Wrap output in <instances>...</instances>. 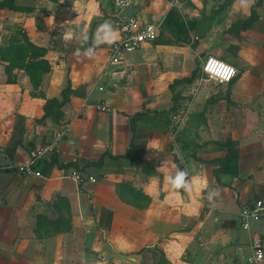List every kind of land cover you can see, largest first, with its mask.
Wrapping results in <instances>:
<instances>
[{
    "label": "crops",
    "instance_id": "1",
    "mask_svg": "<svg viewBox=\"0 0 264 264\" xmlns=\"http://www.w3.org/2000/svg\"><path fill=\"white\" fill-rule=\"evenodd\" d=\"M123 1V9L119 0H15L22 10L0 8V264H250L251 236L262 238L264 250V213L249 230L239 213L264 201V0L248 28L230 30L257 0H232L215 13L206 36L196 38L193 30L189 42H174L162 28L170 7L198 23L224 0ZM129 9L155 24L161 41L110 64L109 47ZM105 23L111 34L101 29ZM21 31L47 50L45 97L61 99L70 82L59 122L44 117V99L32 95L38 90L23 69L7 81L4 46L19 42ZM206 55L235 67L231 82L198 75L171 91L175 79L200 70ZM101 103L110 112L98 110ZM63 124L71 125L70 135L40 162V175L19 172L30 151L49 143ZM230 139L238 141V175H215L219 164L210 161L226 153L216 142ZM131 141L145 142L141 161L113 158ZM74 167L96 181L79 184ZM181 171L186 187L179 190L171 180ZM125 183L149 202L136 207L121 200L117 186ZM55 195L69 201L71 229L38 237L36 216L56 218L48 205Z\"/></svg>",
    "mask_w": 264,
    "mask_h": 264
},
{
    "label": "trees",
    "instance_id": "2",
    "mask_svg": "<svg viewBox=\"0 0 264 264\" xmlns=\"http://www.w3.org/2000/svg\"><path fill=\"white\" fill-rule=\"evenodd\" d=\"M14 1L15 0H2L0 1V8L7 7L13 10H22L21 7L14 4ZM231 1L232 0H224L221 5H217L213 8V12L216 14L220 13L231 3ZM262 2L263 0L255 1L253 3L251 15L245 20L233 24L230 30L236 28H248L255 20H257L258 14L255 7L259 6ZM196 24V19L185 21L181 17L177 7L171 6L162 22V28L171 31L174 37V42H189L191 39V33ZM155 41L159 42L161 39L156 38ZM46 52V48L35 45L29 40L25 31H21V40L19 42L8 43L4 46L3 61L6 64L5 71L7 73V81H14L13 70L15 68L23 69L28 75L33 89L38 90V92H33L32 95L44 99V117H51L55 122H59L63 117V105L69 100L71 86L70 82H68L67 86L61 91V99L56 97H45L44 92L40 90V86L42 84L43 76L51 70V63L46 58ZM198 75L199 67L193 71L191 76L182 79H175L173 83L169 85V88L173 91L179 84L191 83ZM174 99L176 100V96ZM175 109L176 107L173 105L169 110L164 111V113L174 111ZM216 144L225 149L226 153L224 157L210 161L211 163L219 164V167L214 170L215 175H218L219 173H227L232 176H237L239 158L238 141L230 139L224 142H216ZM182 147L185 150L189 149V144L183 143ZM144 151L145 142L135 143L134 141H131L124 155H113V158L124 157L131 160L138 159L141 161ZM74 168L79 171L77 167ZM146 169L149 168L143 166V170L146 171ZM179 190H181V188H179ZM117 192L121 200L131 203L136 207H144L150 200L142 190L126 183L118 185ZM48 205L56 215V218L50 219L42 214L36 216V226L34 231L38 237L67 232L71 229V210L68 199L61 195H55Z\"/></svg>",
    "mask_w": 264,
    "mask_h": 264
},
{
    "label": "built area",
    "instance_id": "3",
    "mask_svg": "<svg viewBox=\"0 0 264 264\" xmlns=\"http://www.w3.org/2000/svg\"><path fill=\"white\" fill-rule=\"evenodd\" d=\"M118 5L123 9L126 3L123 0H119ZM158 34V27L153 23H142L132 16L130 18H123L120 22V37L114 40L109 47L108 62L110 64H119L128 53L139 49L144 43L155 41ZM211 61H217L219 63H211ZM225 69L228 70V74H225ZM200 71L206 79L217 84L230 83L237 74V70L234 66L213 55L201 57ZM99 89H103V87H99ZM96 108L104 112H110L111 110L110 106L106 103L98 104ZM70 132V124L59 126L52 140L47 144L32 149L29 153L28 162L19 164L17 170L26 175L34 174L39 176L40 171L38 165L40 162L47 156L54 155L57 151L58 144L69 136ZM71 177L79 184L86 180L91 182L96 181V177L77 170L72 171ZM263 213L264 201L262 199L256 200L252 204L245 205L241 208L239 213L240 226L245 230H249L251 221L258 220ZM249 243L252 254L248 257L247 262L255 264L264 258L263 241L260 236L254 235L250 237Z\"/></svg>",
    "mask_w": 264,
    "mask_h": 264
},
{
    "label": "water",
    "instance_id": "4",
    "mask_svg": "<svg viewBox=\"0 0 264 264\" xmlns=\"http://www.w3.org/2000/svg\"><path fill=\"white\" fill-rule=\"evenodd\" d=\"M133 15H134L133 9H129L124 13L125 18H130ZM214 17H215V12H213L210 17H206L205 15H202L200 21L195 26L194 37L201 38L206 36ZM129 123H130L131 131H134V119L131 118Z\"/></svg>",
    "mask_w": 264,
    "mask_h": 264
},
{
    "label": "clouds",
    "instance_id": "5",
    "mask_svg": "<svg viewBox=\"0 0 264 264\" xmlns=\"http://www.w3.org/2000/svg\"><path fill=\"white\" fill-rule=\"evenodd\" d=\"M101 29L102 30H105L107 34H111L112 33V28L109 24L105 23L104 25L101 26ZM115 37L112 36V39H114ZM211 63H219L217 61H211ZM231 71H234V70H231ZM225 74H228V70L225 69ZM184 172H178L176 177L174 179L171 180V184L173 186V188L175 189H179L181 187H186L185 185V180H184Z\"/></svg>",
    "mask_w": 264,
    "mask_h": 264
},
{
    "label": "rangeland",
    "instance_id": "6",
    "mask_svg": "<svg viewBox=\"0 0 264 264\" xmlns=\"http://www.w3.org/2000/svg\"><path fill=\"white\" fill-rule=\"evenodd\" d=\"M192 7V6H191ZM199 76H201V79L202 78H205L202 74H201V71L199 70ZM206 79V78H205ZM199 86H201V83L199 82V83H197L196 85H192V86H190V89H188V91H192V92H194ZM191 92V93H192Z\"/></svg>",
    "mask_w": 264,
    "mask_h": 264
}]
</instances>
